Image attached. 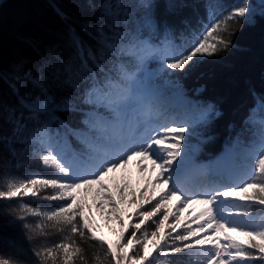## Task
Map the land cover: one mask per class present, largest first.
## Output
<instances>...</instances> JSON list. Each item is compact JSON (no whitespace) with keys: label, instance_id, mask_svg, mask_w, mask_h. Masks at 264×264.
Masks as SVG:
<instances>
[{"label":"snow or ice","instance_id":"1","mask_svg":"<svg viewBox=\"0 0 264 264\" xmlns=\"http://www.w3.org/2000/svg\"><path fill=\"white\" fill-rule=\"evenodd\" d=\"M92 7L98 23L79 31L55 8L66 24L63 47H49L38 67L20 60L0 70L14 101L0 99V216L19 227L33 257L0 254V264H264V119L251 110L244 123L259 128L249 143L238 139L198 162L188 140L220 113L188 100L178 76L229 49L256 7L208 0L197 28L171 23L156 0ZM133 161L155 173L139 193L115 180ZM32 164L49 174L6 171ZM125 205L135 206L127 224ZM192 206L200 211L186 223L181 213ZM92 208L119 225L115 241L99 234Z\"/></svg>","mask_w":264,"mask_h":264},{"label":"trees","instance_id":"2","mask_svg":"<svg viewBox=\"0 0 264 264\" xmlns=\"http://www.w3.org/2000/svg\"><path fill=\"white\" fill-rule=\"evenodd\" d=\"M100 2L101 0H6L0 6V70H8L20 60L28 61L30 67H38L49 59L46 51L49 47H63L66 24L56 15L55 8L63 10L79 31L82 24L98 23V7L94 8L92 5L98 6ZM156 2L162 5L161 13L181 28L185 24L197 28L198 21L206 18L208 0ZM223 3L232 5L236 0H223ZM169 4L179 7L168 8ZM231 40V47L225 52L206 58L186 73L178 74L183 93L190 101L212 104L220 113L206 131L197 127L198 134L192 135L188 140L189 150L196 148L198 162L207 163L238 139L241 146L249 143L253 132L259 128V123H244L251 110L256 109V121L264 119V108L260 107L264 105V16L257 12L253 23L238 25ZM164 91L165 94L171 92L169 89ZM0 99L14 102L7 87L2 84ZM60 115L62 119H69L66 114ZM6 171L18 177L36 173L49 174L35 164L18 170L9 167ZM36 206L49 205L47 202H39ZM18 247H23L26 254L18 253ZM0 254L16 256L26 261L33 259L19 227L8 225L7 218L3 216H0Z\"/></svg>","mask_w":264,"mask_h":264},{"label":"rangeland","instance_id":"3","mask_svg":"<svg viewBox=\"0 0 264 264\" xmlns=\"http://www.w3.org/2000/svg\"><path fill=\"white\" fill-rule=\"evenodd\" d=\"M261 3H264V0H251V4L256 7L257 12H259V6ZM165 95L170 96L171 92H170V94L167 93ZM185 97L188 100H190L186 95H185ZM193 149L196 150V148H193ZM136 165H137L136 161L130 162L127 169H124V170L117 172L115 174V180H116V182H120L122 179L126 180L131 185L132 189L134 191H136L137 193H139V191L143 190V185H144L145 180H153L154 181L155 173H152V172L140 173L138 171ZM145 166H148L147 162H145ZM163 191H164V189L162 186L158 187L155 190V194H156L157 198L160 194L163 193ZM175 204H176L175 199H173L169 203L168 208L170 211L174 210L173 205H175ZM134 207L135 206H133V207H127L126 205L124 206V214H123L122 219H123L125 224H127L129 222L128 218H129V216H131L133 214ZM106 211H107V209L105 210V212ZM199 211H200L199 206H192V208H190V209H185L184 212L181 213V215H182V217L186 223H191L192 219H194V217L196 216V214ZM90 216H91L92 222L98 228V232L100 235H102L106 240L115 241L117 239V235L120 231V227H119V225L116 224V222L114 220H107L106 215L97 212L95 208H92ZM193 227H195L194 224H193ZM186 260L189 262V264H195L194 258L190 259L187 257Z\"/></svg>","mask_w":264,"mask_h":264},{"label":"bare ground","instance_id":"4","mask_svg":"<svg viewBox=\"0 0 264 264\" xmlns=\"http://www.w3.org/2000/svg\"><path fill=\"white\" fill-rule=\"evenodd\" d=\"M195 90H196V88H195ZM184 92H185V91H184ZM200 92H201V91H200ZM169 94H170V93H169ZM191 96H192V95H191ZM193 98H195V97L193 96ZM193 98H192V99H193ZM196 99H197V98H196ZM198 150H199V149H198ZM213 159H214V158H213Z\"/></svg>","mask_w":264,"mask_h":264},{"label":"water","instance_id":"5","mask_svg":"<svg viewBox=\"0 0 264 264\" xmlns=\"http://www.w3.org/2000/svg\"><path fill=\"white\" fill-rule=\"evenodd\" d=\"M5 1H6V0H3V3H4ZM3 3H2V4H3Z\"/></svg>","mask_w":264,"mask_h":264}]
</instances>
